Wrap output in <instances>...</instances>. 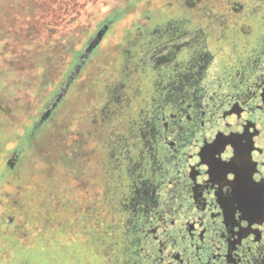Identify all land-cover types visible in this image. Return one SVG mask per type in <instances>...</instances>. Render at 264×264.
<instances>
[{"label": "flooded vegetation", "instance_id": "af4514ba", "mask_svg": "<svg viewBox=\"0 0 264 264\" xmlns=\"http://www.w3.org/2000/svg\"><path fill=\"white\" fill-rule=\"evenodd\" d=\"M62 1L79 11L78 26L89 21L86 14L105 13L91 12L96 6L111 14L86 48L102 32L99 43L82 60L83 50L42 103L45 112L79 67L50 117L37 126L39 114L19 139L6 134L7 123L20 126L15 112L36 88L13 69L2 71L1 58L10 54L0 48V91L9 86L10 92L0 94V264H264V213L229 219L220 189L197 163L208 143L225 144V152L240 144L247 170L264 176V0H171L163 9L152 0H123L116 10L106 7L109 0ZM18 2L26 15L33 13V1L0 0L7 41L4 21L16 24L10 15H19ZM75 24L70 30L85 34ZM113 37L132 42L125 58L134 69L119 68L122 56L115 72L101 73L123 74L121 109L97 119L113 87L109 77L103 86L94 78L84 106L92 112L89 125L73 139L49 138L43 126L71 101L78 108L86 90L79 77ZM41 69L46 72L38 67L30 74ZM55 152L57 168L50 166Z\"/></svg>", "mask_w": 264, "mask_h": 264}, {"label": "rangeland", "instance_id": "374dc122", "mask_svg": "<svg viewBox=\"0 0 264 264\" xmlns=\"http://www.w3.org/2000/svg\"><path fill=\"white\" fill-rule=\"evenodd\" d=\"M28 1L29 4H31L33 1V13H30V15H26L24 13L23 4L21 5L18 2L16 3L15 7L16 9H18L19 15H10L11 17H16L15 21L18 19L16 24H11V18L9 19V22L8 19L7 21H4L6 19L3 20L5 22V26H7L8 35L12 36V38H9L8 40L10 43L6 40L4 36H1L0 34V48L2 49L1 51L10 54L1 58L3 65L2 71H8L13 69V73L15 72L14 74H17L18 79H28L36 88L34 92L32 91L31 94H27L26 97L24 96L22 104L17 102V98L16 102L19 103V110L15 119L18 120L17 125L20 126L17 128V132L15 130L14 133L10 130L6 133L8 134V136L16 134L15 136L17 138L19 136H22L26 132V130L30 128V126L35 125L33 119H35L36 115H39L44 112L43 108L45 106V103H47V100L50 98L49 96H51V94L56 89H58V87H60V83H62L63 80H65L66 78L65 74H70L73 66H76L78 65V63H80V59L78 61V56L83 52L88 43L94 37V33L97 30V26L106 21L111 14V9H109L110 12H106L105 9L102 10V8L99 9V6H96L95 8H92L93 10H91V12L103 11L105 13L102 15H99L97 13H93V15L86 14L85 18H88L89 21L87 22V20H81V25L79 24V26L81 27H79V21H77V19L79 20L81 17L79 16V11L75 13L71 9L72 3L67 4L65 2L64 4L62 0ZM123 2L124 1L121 0V2L114 1L113 3H111V0H109V3L106 7H112L113 10H116L122 6ZM170 2L171 0H152L151 6L154 5V7L158 6L157 8L163 9L161 7H166V4ZM10 3L11 1L7 4L9 5V10H15L14 7L10 8ZM90 5L94 6L93 3H90ZM49 10L51 11L49 12ZM17 23H22L24 26H26V28L23 30L19 29V27H17ZM75 23H77V27L87 30L82 31V33L85 34L70 30ZM2 30H0V33L3 32ZM118 38L119 39L113 37L111 39L112 42H109L112 43L111 46L108 44V42H102L100 48L101 51H103V48L106 45L108 46L107 50L105 51V54L102 55L93 66L89 67L87 71L79 77V81H84V83L86 84V90L84 91L83 96H81V104L78 106V108L75 107L74 101H71V103L68 105L67 110L63 114L58 111L57 115L55 113V116L52 117L50 123H48L45 127L43 126L42 132L46 131V134L49 136V138H53L55 140H62L63 137H70V135H72L71 138L73 139L75 135L81 134L80 130L81 127H84L81 126L83 123L89 125L90 119L86 115V113L91 116L92 112L87 110L85 113L84 106H88L89 102L91 101V97L93 95L91 82L94 78H98L97 81H99V84L103 86V84H107L106 81L109 77L112 83H110V86L113 87V90L108 89L109 92H113L106 96L105 101H102L99 104L97 110V119L100 121L102 113L105 116L106 111H114L115 113L117 107L121 109V104L125 102L124 99L126 97V95L124 97L123 92H120V87L123 84L121 83L123 81V74H101L107 69V72H115V62L117 58L122 56H124L122 60L123 62L121 63L122 65L119 68H121V70L134 69L131 60L125 58L126 55L132 56V53L127 52L129 50V46L127 45L128 43L131 44L132 42L127 43V41H125L119 44L118 42H121L122 37ZM18 39H20L21 41ZM107 39L108 37L105 40ZM30 41L34 42L31 43ZM109 48L110 50L108 52ZM99 53L100 51L98 52V54ZM126 62L127 65L125 64ZM38 67H44V69L46 68V72L41 69L43 73L30 74L32 70L35 71L36 68L38 69ZM92 74L94 75L92 76ZM112 75L114 76L111 77ZM48 81H51V86L49 87L46 86V82ZM116 82H119V84L116 85ZM8 88L9 86L2 87L0 94H2L4 97L10 95ZM97 93L99 95L105 94V91L102 93ZM72 100L76 101V97H73ZM43 102L45 103L42 104ZM106 102L109 103L105 106ZM113 104L115 105V108L112 107ZM81 107L82 110L79 111ZM76 109H78V111ZM5 113L11 115L9 111H6ZM114 126L115 125H113V127ZM45 128L48 129L46 130ZM113 129L115 128L109 129L108 132ZM71 138L69 139V142ZM52 141L57 142L54 140ZM55 146L58 147V145ZM35 152L36 150L34 149L32 157L36 154ZM22 154L24 157L29 156L25 151ZM10 155L11 154H9V156ZM9 156H7V158H9Z\"/></svg>", "mask_w": 264, "mask_h": 264}, {"label": "snow or ice", "instance_id": "6c2138e0", "mask_svg": "<svg viewBox=\"0 0 264 264\" xmlns=\"http://www.w3.org/2000/svg\"><path fill=\"white\" fill-rule=\"evenodd\" d=\"M208 143L202 148L197 160L206 166L209 176L213 177L216 186L222 193L223 212L237 223L246 219L253 211L264 213V176H253L247 170V162L242 145Z\"/></svg>", "mask_w": 264, "mask_h": 264}, {"label": "water", "instance_id": "95a60500", "mask_svg": "<svg viewBox=\"0 0 264 264\" xmlns=\"http://www.w3.org/2000/svg\"><path fill=\"white\" fill-rule=\"evenodd\" d=\"M101 36H102V32H99L96 36V38L89 44V46L85 49L84 54L81 56V59H85L87 57L88 54L91 53V51L95 48V46L99 43V41L101 40ZM79 71V67H77L75 69V71L73 73H71V75L68 77L65 86L63 89H61V91L58 93V95L55 97L54 102L50 105V108L48 110H46L42 116L40 117L37 126H41L51 115L52 111L56 108L57 104L59 103V101L62 99V97L64 96V94L67 91V88L69 86V84L72 82L74 76L77 74V72Z\"/></svg>", "mask_w": 264, "mask_h": 264}, {"label": "trees", "instance_id": "16d2710c", "mask_svg": "<svg viewBox=\"0 0 264 264\" xmlns=\"http://www.w3.org/2000/svg\"><path fill=\"white\" fill-rule=\"evenodd\" d=\"M16 114H17V112H15ZM37 118H38V115H36V117H35V119H34V122L37 120ZM7 125H8V129L9 130H11V132H14L15 131V128H14V125H10L9 123H7ZM16 130H17V128H16ZM31 130V129H30ZM39 133V131L37 132V133H35L36 134V136H37V134ZM27 136V133L25 134V137ZM26 145V143L25 142H23V146H25ZM51 146V145H50ZM25 152H26V149L24 150ZM52 153V152H51ZM56 156H55V158H51V163H50V166L51 167H53V168H57L58 167V158H59V154L58 153H54ZM49 166V165H48Z\"/></svg>", "mask_w": 264, "mask_h": 264}]
</instances>
